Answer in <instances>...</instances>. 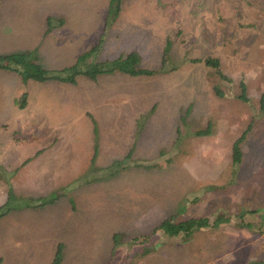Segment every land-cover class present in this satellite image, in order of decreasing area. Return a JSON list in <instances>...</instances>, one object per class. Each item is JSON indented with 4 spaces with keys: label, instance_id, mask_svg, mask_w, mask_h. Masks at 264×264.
Instances as JSON below:
<instances>
[{
    "label": "rangeland",
    "instance_id": "rangeland-1",
    "mask_svg": "<svg viewBox=\"0 0 264 264\" xmlns=\"http://www.w3.org/2000/svg\"><path fill=\"white\" fill-rule=\"evenodd\" d=\"M132 51L157 72L79 75L75 86L58 83L64 92L43 86L65 99L64 112L80 111L83 123L69 128L55 124L58 106L41 91L28 94L30 80L36 89L47 81L0 69V118L11 114L3 108L12 97L1 90L13 89V74L26 86L24 109L4 130L24 143L17 156L32 158L30 172L14 180L0 168V201L12 188L15 198L6 200L20 206L0 218V258L9 236L5 264H50L60 242L61 264L264 263V0H0V55L88 69ZM111 81L128 94H114V102L127 100L102 136L94 110L110 100ZM73 99L81 101L76 110ZM209 124L211 133L197 134ZM244 134L236 164L233 146ZM158 209L162 222L206 216L211 224L178 236L139 231Z\"/></svg>",
    "mask_w": 264,
    "mask_h": 264
},
{
    "label": "trees",
    "instance_id": "trees-1",
    "mask_svg": "<svg viewBox=\"0 0 264 264\" xmlns=\"http://www.w3.org/2000/svg\"><path fill=\"white\" fill-rule=\"evenodd\" d=\"M120 1V0H119ZM63 22V20H60ZM100 47L97 44L91 51H96ZM90 52L84 54L80 57V60H85V57L89 56ZM166 58V57H165ZM141 58L137 51H132L127 55L120 56L117 60L111 62H103L100 64H96L95 66L84 69L80 66L72 65L67 66L60 69H47L43 67L40 63H38L32 56L31 53H12V54H4L0 55V69H7L11 71L18 72L22 75L23 79H35L37 81H49V80H57L64 81L70 83H77V77L79 75H86L89 78L96 80L98 75L101 73H124L130 74L131 76H141V75H154L157 70L144 68L140 66ZM206 62L213 66H219L220 60L215 57H207ZM223 78L228 79L226 74H222ZM242 93L240 94V98L244 100H248L247 97V86L244 82L241 84ZM216 92L219 95H224V92L215 87ZM263 101H264V93H263ZM211 133V124H209L207 129L199 130L197 134L206 135ZM245 138V134L235 142L233 146V161L238 164L242 162V150L240 148V144ZM6 174V173H5ZM4 181V180H3ZM8 198H15V193L12 188H9ZM58 196L45 198L37 201H29L26 206L29 207H39L44 204L54 202ZM32 202V203H31ZM20 208V206L13 207V202H6L0 207V217L6 215L12 209ZM248 211H244L241 216L245 215ZM217 220L214 222L215 225L218 224ZM211 224L210 219L206 216H194L190 217L186 220L175 221L173 218L165 219L158 227L162 228L169 236H178L183 234H190L196 229H202ZM247 227H252V223H242ZM156 229V228H155ZM63 259V244H59L55 257L51 264H60ZM250 264V263H249ZM264 264V263H262Z\"/></svg>",
    "mask_w": 264,
    "mask_h": 264
},
{
    "label": "crops",
    "instance_id": "crops-1",
    "mask_svg": "<svg viewBox=\"0 0 264 264\" xmlns=\"http://www.w3.org/2000/svg\"><path fill=\"white\" fill-rule=\"evenodd\" d=\"M60 20H63V22H61ZM60 20H56L55 22L65 23L66 18L63 17ZM96 45L97 44H95L93 47H95ZM8 71H11V70H8ZM13 72H15V71H13ZM15 73L17 74V72H15ZM17 75L13 74V89L12 90H10L11 88L8 85L4 86L1 90L3 94H6V95L8 94L12 98H10L9 102L6 103L7 106H4V108H3V109H5V111L11 112V114L9 113V114H7V116L0 118V133L4 134L2 140H0L3 142V143L1 142L2 145H0V168L6 169L7 171L8 170L13 171V180L20 178L21 176H26L30 172V170L26 174H24V173L27 171V169H29V164L32 162L31 161L32 158L28 159V158L23 157L24 159H22V158L17 156V150L19 148H23L24 143L21 142L19 140V138H14V137L12 138L10 135L5 134V130H4V127L8 126V123H10V121H12V123H13V111L14 112H20L21 110L24 109V108H22V106H20L18 104V100H19V95H21L23 93L25 94L26 86L24 84L23 79H21ZM109 75L113 78L114 75H116V74H109ZM28 83H30V87L33 85V88L31 87V92H28V94H30L31 97L35 93H38L41 91L42 95L46 99L51 100L54 103V106H58V108H57L58 113L52 112L53 113L52 117H54L55 115L58 114L57 118H55V120H56L55 124H59L61 126H66V128H69V126H76V125H80L83 123V120H81L80 111L74 112V113L64 112V109L61 106H64L63 104H64L65 99L64 98L63 99L56 98L55 93L54 94L50 93L51 92L50 87H43L45 85H48V83H49V85L57 84V89L55 91H59L60 89H62L61 91L64 92L65 89L59 88L60 84H58V83H65V82H61V81H57V80H49V81H47V83L42 84V88L39 87L37 89L34 88L35 82L33 80H30ZM98 83L96 82V84H98ZM66 84H70V83H66ZM73 85L75 86L76 83H73ZM124 93L127 95L128 89L124 88V90H123L120 87V82L111 81V84L108 87V95L111 94L110 100H111V98H113V102L109 100V97H106L104 99L103 103H97L95 105L96 108L94 110L95 111L94 116H95L96 120H93V121H95L96 124H99V128H100L101 132L103 133L102 136L106 135L107 130L110 126V125H108V118L109 117L114 118V115H113L114 111H116L117 107H119L120 105H122V108H123L125 106V103L127 100V98H126V100H124V101H119V102L115 101L114 102V94L123 95ZM76 105L80 106L81 101L80 100L76 101L75 99H73V105L71 103L68 104V106H73V108L75 110H76ZM52 126H55V125L53 124ZM16 132L18 133V131H16ZM103 149H105V148L101 147V150H103ZM189 149L192 151V147L191 148L189 147ZM40 155H37V156L40 157ZM125 157H130L132 159L134 158L131 155H126ZM141 158H145V156H142ZM114 159H120V158L114 157ZM106 164H110V163H106ZM100 167H104V165H102ZM23 171H24V173H23ZM208 171L209 170H207V173H206V171H203L202 176L206 175V177H207L209 174ZM190 173H191L192 177H193V175H195L193 169ZM3 182H4L3 180H2V182H0L2 184V186L5 185V184H3ZM5 190H6V187H5ZM6 198H7V191H6L5 199H3L2 202L0 201V207L6 202ZM12 211H13V209L11 211H9V213H7L6 215L10 214ZM159 211L161 212V209H158V211L150 210L148 213H146L143 216V221H141V224H143L144 227H142V229H140L139 231H142V232L150 231L151 232L153 229L155 230V228L158 227L162 223V221L159 218H157V216H156V213ZM153 212H155V213H153ZM6 215H4L2 217L5 218V217H7ZM2 217H0V218H2ZM10 240L11 239L8 236L6 238V240L3 241L5 243H7V245L5 246V251L1 255L3 257L0 258V264H5V261H6L5 256H6V254L9 255L8 249H11V247L13 246V242ZM61 243L62 242H60L59 244H61ZM6 248H7V251H6ZM63 251H64V244H63ZM61 263H62V261H61Z\"/></svg>",
    "mask_w": 264,
    "mask_h": 264
}]
</instances>
